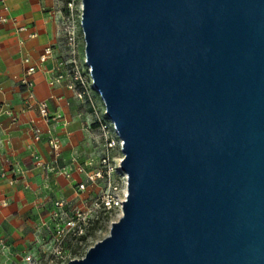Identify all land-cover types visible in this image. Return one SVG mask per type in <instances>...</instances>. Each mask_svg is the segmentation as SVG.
Instances as JSON below:
<instances>
[{
  "label": "water",
  "instance_id": "water-1",
  "mask_svg": "<svg viewBox=\"0 0 264 264\" xmlns=\"http://www.w3.org/2000/svg\"><path fill=\"white\" fill-rule=\"evenodd\" d=\"M128 178L68 264H264V0H82Z\"/></svg>",
  "mask_w": 264,
  "mask_h": 264
},
{
  "label": "crops",
  "instance_id": "crops-1",
  "mask_svg": "<svg viewBox=\"0 0 264 264\" xmlns=\"http://www.w3.org/2000/svg\"><path fill=\"white\" fill-rule=\"evenodd\" d=\"M7 6L8 12L0 13L11 18L0 24V175L2 171H7L9 178L16 174L19 184L11 186L0 176V238L14 252L37 255L50 238L41 225H52L54 203L66 201L75 206L87 197L77 194L78 185L86 178L77 172L72 160L77 159V164L91 171L98 163V155L92 143L93 132L83 127L86 117L80 114V101L65 83L52 84L65 51L54 0H7ZM47 47L53 54L41 63ZM26 56L38 68L34 76L36 98L48 101L51 114L63 115L64 121L51 123L50 127L62 141L61 164L71 168L70 179L35 165L34 152L48 162L51 156L45 138L39 143L32 140L31 121L37 120L38 114L25 111V93L20 85ZM4 110L12 111L17 122H12ZM40 125L46 134L49 125ZM90 162L92 167L88 166Z\"/></svg>",
  "mask_w": 264,
  "mask_h": 264
},
{
  "label": "built area",
  "instance_id": "built-area-1",
  "mask_svg": "<svg viewBox=\"0 0 264 264\" xmlns=\"http://www.w3.org/2000/svg\"><path fill=\"white\" fill-rule=\"evenodd\" d=\"M80 1V11L77 9V2ZM63 10H58L57 19L60 30L63 36V44L68 58L62 59L57 66L58 73L54 77L52 84L65 83L68 90L72 91L74 97L83 103H88L89 106L96 110L95 92L93 90V80L91 70L86 65H80L78 56L80 54V39H83L84 51L85 42L82 32V15L83 6L82 0H67ZM8 12L7 0H0V13ZM77 12H80L77 14ZM11 21L8 16L0 15V24H5ZM26 30V29H22ZM82 34V36H81ZM36 35H33L35 37ZM53 54L51 47L44 50L40 58V62L44 63ZM85 56V53H84ZM23 64L25 72L20 79V85L24 90V108L25 111H35L38 114L37 120L31 121V133L34 143L41 142L44 138L50 149V161H45L38 153H33L32 156L37 168L43 169L46 172H52L57 175H64L71 178V168L62 165L63 144L57 134L50 127L51 123L64 121L63 115L60 113L51 114L48 101H39L36 98L34 88V76L38 70L29 57H24ZM3 113L11 117L12 122H17V116L10 110H4ZM49 125L46 134L40 124ZM111 130L117 135L112 123H102L100 121V134L106 140L105 148L112 150L120 147L122 150L123 142L117 136V140L110 139ZM95 134H93L94 136ZM123 159V158H122ZM118 165H111L108 155L99 159V169L94 172L88 171L86 167L77 164V159L72 160V164L76 165V170L80 174L85 175V182L77 187V194L82 195L87 190L88 184L102 183V188L99 194L92 200L85 198L80 205L72 206L66 201H56L54 210L50 214L49 223H42L41 228L45 230L50 238L51 246L48 249V244L43 252L46 255L44 261L37 258L33 253L14 252L11 246L0 238V264H68L70 261L82 259L80 247L86 244L87 238L92 233V227L95 220L104 219V217L112 216L115 211L122 214L123 202L127 197L128 178L121 172V161ZM90 167L93 163L90 162ZM1 178L7 180L11 186L19 184V179L16 174L12 178L8 177L7 171H2ZM6 205V203H2ZM121 217V216H120ZM48 241V242H49ZM72 245L77 249L74 252L67 253L64 248Z\"/></svg>",
  "mask_w": 264,
  "mask_h": 264
},
{
  "label": "rangeland",
  "instance_id": "rangeland-1",
  "mask_svg": "<svg viewBox=\"0 0 264 264\" xmlns=\"http://www.w3.org/2000/svg\"><path fill=\"white\" fill-rule=\"evenodd\" d=\"M55 4H56V9L57 10H63L67 0H54ZM80 1L77 2V9H79L80 11ZM80 12H77V14H79ZM82 36V34H81ZM81 42V48H80V54L78 56V62L80 65L84 66L85 63V56H84V43H83V39H80ZM63 59L68 58V55L66 54V51L63 52ZM95 101H96V110L92 109L88 103H83L80 102V114L82 115V117H86V121H83V127L86 129H89L91 132H93V134H95L93 136V141L92 143L94 144V147L97 149V155H98V163L95 167V169H99V159L105 155L109 156L111 165H118L120 160L123 158V154H122V150L120 149V147H116L112 150H107L105 148V144H106V140L104 139V137L101 136L99 128H100V121L102 123H107L110 124L111 122L108 120V118L106 117V111H105V107L104 104L99 96L98 93H95ZM110 139L113 138L114 140H117V135L111 130L110 134H109ZM94 170H91V172H94ZM87 190L85 191V193L83 194H87V199H94L100 192L101 188H102V183L97 182L96 184H88L87 185ZM121 213L118 211H115L112 216H108V217H104V219L106 220V218H109L108 221H106V223H102V226L96 230L94 233H91V235L89 236V238H87L86 240V244L82 245L80 247V254L83 255V257L86 255V253L88 252V250L93 247L96 243H98L99 241H102L103 239H105L109 233H110V228L112 226V224L116 221H118L120 219ZM48 249L50 248V244L51 242L49 241L48 243ZM47 248V247H46ZM74 249H77L76 247L69 245L66 246L64 248V250L67 251V253L71 252V254L74 252ZM45 250V249H43ZM35 254V253H33ZM37 258L42 259V261H44V259L46 258L45 253L42 251L41 254H37L36 255Z\"/></svg>",
  "mask_w": 264,
  "mask_h": 264
},
{
  "label": "trees",
  "instance_id": "trees-1",
  "mask_svg": "<svg viewBox=\"0 0 264 264\" xmlns=\"http://www.w3.org/2000/svg\"><path fill=\"white\" fill-rule=\"evenodd\" d=\"M109 218H106L105 219H98V220H95L94 223H93V227H92V233H94L96 230H98L101 226H102V223H106V221H108Z\"/></svg>",
  "mask_w": 264,
  "mask_h": 264
}]
</instances>
